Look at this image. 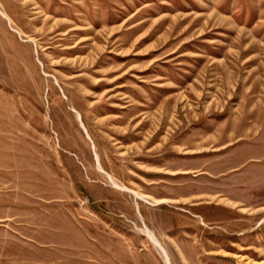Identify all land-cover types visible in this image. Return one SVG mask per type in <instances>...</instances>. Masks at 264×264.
I'll list each match as a JSON object with an SVG mask.
<instances>
[{
  "label": "rangeland",
  "instance_id": "1",
  "mask_svg": "<svg viewBox=\"0 0 264 264\" xmlns=\"http://www.w3.org/2000/svg\"><path fill=\"white\" fill-rule=\"evenodd\" d=\"M0 10V264H264V0Z\"/></svg>",
  "mask_w": 264,
  "mask_h": 264
},
{
  "label": "bare ground",
  "instance_id": "2",
  "mask_svg": "<svg viewBox=\"0 0 264 264\" xmlns=\"http://www.w3.org/2000/svg\"><path fill=\"white\" fill-rule=\"evenodd\" d=\"M0 12H1V14L5 17V18H7V15L3 12V11H1L0 10ZM45 74H47V73H45ZM44 75V74H43ZM46 76H48V75H46ZM51 76V75H50ZM56 81V83L55 84H57L58 86H59V88H60V90L62 89L61 88V85H60V83H59V81L57 80V79H55ZM57 86V87H58ZM70 111L75 115V117L77 118V120H78V122H79V124H80V127L82 128V130H83V132L86 134V136L88 137V138H90V135H89V130L87 129V127L85 126V124L83 123V121H82V118H81V114H80V112L75 108V107H73V106H70ZM91 139V138H90ZM92 145V144H91ZM93 146V145H92ZM95 157H96V159H98V156H97V154L95 153ZM98 161V160H97ZM101 168H99V170H100ZM101 171H103V170H101ZM107 178H108V180H109V182L110 183H112L115 187H121L119 184H117V182L114 180V178L111 176V175H109V174H107ZM121 188H123V187H121ZM131 191V190H130ZM138 195V194H137ZM143 233H145V236H147V238H148V240H150L153 244H154V246L159 250V252H160V254H161V256H162V258H163V261H164V264H172L171 263V260H170V258H169V255H168V251H166L165 250V248L162 246V244L160 243V241L157 239V237L155 236V234L148 228V227H146L145 226V229H144V232Z\"/></svg>",
  "mask_w": 264,
  "mask_h": 264
}]
</instances>
